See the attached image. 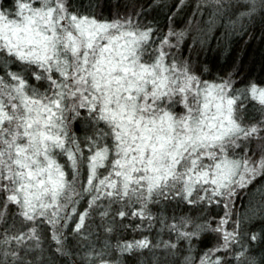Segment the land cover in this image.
<instances>
[{"label": "snow or ice", "instance_id": "snow-or-ice-1", "mask_svg": "<svg viewBox=\"0 0 264 264\" xmlns=\"http://www.w3.org/2000/svg\"><path fill=\"white\" fill-rule=\"evenodd\" d=\"M0 264H264V0H0Z\"/></svg>", "mask_w": 264, "mask_h": 264}, {"label": "trees", "instance_id": "trees-1", "mask_svg": "<svg viewBox=\"0 0 264 264\" xmlns=\"http://www.w3.org/2000/svg\"><path fill=\"white\" fill-rule=\"evenodd\" d=\"M213 46L215 47V45ZM232 48V56L235 57L238 55H242L247 65L251 66L253 60L257 61V63L255 64V71L253 72V75H258L259 59L261 54V45L259 39L250 42V46H245L240 42H235L233 43ZM219 62L225 63V60L221 58ZM227 63H230V61H227Z\"/></svg>", "mask_w": 264, "mask_h": 264}]
</instances>
